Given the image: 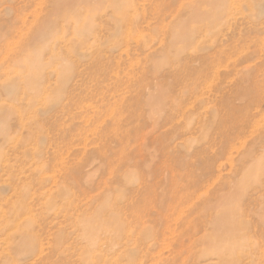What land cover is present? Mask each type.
Wrapping results in <instances>:
<instances>
[{
    "label": "rangeland",
    "instance_id": "1",
    "mask_svg": "<svg viewBox=\"0 0 264 264\" xmlns=\"http://www.w3.org/2000/svg\"><path fill=\"white\" fill-rule=\"evenodd\" d=\"M0 264H264V0H0Z\"/></svg>",
    "mask_w": 264,
    "mask_h": 264
}]
</instances>
